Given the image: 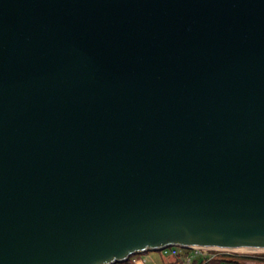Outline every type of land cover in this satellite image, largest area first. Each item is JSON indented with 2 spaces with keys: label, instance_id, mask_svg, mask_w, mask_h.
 Segmentation results:
<instances>
[{
  "label": "water",
  "instance_id": "obj_1",
  "mask_svg": "<svg viewBox=\"0 0 264 264\" xmlns=\"http://www.w3.org/2000/svg\"><path fill=\"white\" fill-rule=\"evenodd\" d=\"M264 250V0H0V264Z\"/></svg>",
  "mask_w": 264,
  "mask_h": 264
},
{
  "label": "built area",
  "instance_id": "obj_2",
  "mask_svg": "<svg viewBox=\"0 0 264 264\" xmlns=\"http://www.w3.org/2000/svg\"><path fill=\"white\" fill-rule=\"evenodd\" d=\"M246 250L260 251L245 248L223 249L215 247L169 246L160 249L158 252L165 256L174 257L182 264H239L244 259H258L261 257L258 254L248 255L243 252Z\"/></svg>",
  "mask_w": 264,
  "mask_h": 264
},
{
  "label": "rangeland",
  "instance_id": "obj_3",
  "mask_svg": "<svg viewBox=\"0 0 264 264\" xmlns=\"http://www.w3.org/2000/svg\"><path fill=\"white\" fill-rule=\"evenodd\" d=\"M146 252H149L148 255L150 256V262H149V257L148 258H144L142 254H144L145 252H142V253H136L134 255H132L129 260H128V263L127 264H141V261L144 263V264H181L179 262L176 261V258L174 257H169V256H165V255H162L160 254L159 252H156V251H146ZM243 252H246V254L248 255H256L258 254L259 256L264 257V250L263 251H254V250H246V251H243ZM135 259H136V262H135ZM248 263H251V264H264V261L263 260H256V259H248ZM250 260H254L255 262H250ZM247 263V262H246Z\"/></svg>",
  "mask_w": 264,
  "mask_h": 264
},
{
  "label": "flooded vegetation",
  "instance_id": "obj_4",
  "mask_svg": "<svg viewBox=\"0 0 264 264\" xmlns=\"http://www.w3.org/2000/svg\"><path fill=\"white\" fill-rule=\"evenodd\" d=\"M259 258H261V257H259ZM259 258H258V259H259ZM256 260H257V259H256ZM248 261H249L248 259H244V260H241L239 264H251V263H248ZM251 261H252V262H255L254 260H250V262H251ZM246 262H247V263H246Z\"/></svg>",
  "mask_w": 264,
  "mask_h": 264
},
{
  "label": "crops",
  "instance_id": "obj_5",
  "mask_svg": "<svg viewBox=\"0 0 264 264\" xmlns=\"http://www.w3.org/2000/svg\"><path fill=\"white\" fill-rule=\"evenodd\" d=\"M149 252H145L143 255L144 258H148L149 259V262H150V256L148 255ZM135 262H136V259H135ZM144 262V261H143ZM142 261H141V264H144Z\"/></svg>",
  "mask_w": 264,
  "mask_h": 264
},
{
  "label": "trees",
  "instance_id": "obj_6",
  "mask_svg": "<svg viewBox=\"0 0 264 264\" xmlns=\"http://www.w3.org/2000/svg\"><path fill=\"white\" fill-rule=\"evenodd\" d=\"M258 260H263L264 261V258H259ZM176 261L179 262V263H181L178 259H176ZM127 263H128V260L126 262L116 263V264H127Z\"/></svg>",
  "mask_w": 264,
  "mask_h": 264
}]
</instances>
